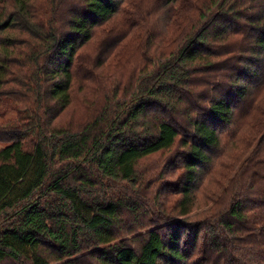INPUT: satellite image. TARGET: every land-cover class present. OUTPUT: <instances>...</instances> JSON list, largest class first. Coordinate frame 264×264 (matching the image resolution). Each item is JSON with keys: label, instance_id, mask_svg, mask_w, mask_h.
Wrapping results in <instances>:
<instances>
[{"label": "trees", "instance_id": "16d2710c", "mask_svg": "<svg viewBox=\"0 0 264 264\" xmlns=\"http://www.w3.org/2000/svg\"><path fill=\"white\" fill-rule=\"evenodd\" d=\"M0 264H264V0H0Z\"/></svg>", "mask_w": 264, "mask_h": 264}, {"label": "rangeland", "instance_id": "374dc122", "mask_svg": "<svg viewBox=\"0 0 264 264\" xmlns=\"http://www.w3.org/2000/svg\"><path fill=\"white\" fill-rule=\"evenodd\" d=\"M75 92H80V90H75ZM71 109L65 116V123L72 125L77 124L86 117L84 107L82 105L80 94H76L73 98ZM16 118V114L13 110L5 116V121H12ZM171 160V159H170ZM168 159V162L170 161ZM166 155L154 156L145 161H143L137 168L136 183L135 186H129L130 190H134L136 194V200L142 199L143 195L148 194L149 191H153L156 188H160L162 193L169 192L172 189V183L169 181H164L165 176H160L164 170L169 166L166 165ZM161 172V173H160ZM206 187V183L202 184L201 190L198 193V197H201L202 190Z\"/></svg>", "mask_w": 264, "mask_h": 264}]
</instances>
